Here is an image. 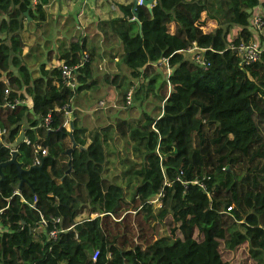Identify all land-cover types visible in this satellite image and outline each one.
Wrapping results in <instances>:
<instances>
[{
	"label": "trees",
	"instance_id": "trees-1",
	"mask_svg": "<svg viewBox=\"0 0 264 264\" xmlns=\"http://www.w3.org/2000/svg\"><path fill=\"white\" fill-rule=\"evenodd\" d=\"M33 1L0 0V129L8 131L0 165L17 151L27 171L37 146L48 154L42 171L20 178L9 166L0 175V264H264V28L254 20L264 0H155L151 11L143 3L134 10L132 0L120 6L122 17L102 22L103 48L96 34L61 54L79 67L76 90L58 67L32 71L26 63V25L41 27L52 0ZM251 43L263 52L248 64L238 48ZM194 44L206 49L208 69L184 54ZM109 50L142 83L131 90L129 81L117 95L127 108L133 97L148 105L161 77L156 64L168 59L172 72L155 92L158 115L153 109L135 120L117 117L115 126L83 123L77 95L97 84L92 61ZM7 82L9 99L30 98L32 109L4 107ZM116 138L126 144V159L115 162L130 164L121 171L131 176L128 185L108 173ZM53 219L60 220L56 238Z\"/></svg>",
	"mask_w": 264,
	"mask_h": 264
},
{
	"label": "rangeland",
	"instance_id": "rangeland-1",
	"mask_svg": "<svg viewBox=\"0 0 264 264\" xmlns=\"http://www.w3.org/2000/svg\"><path fill=\"white\" fill-rule=\"evenodd\" d=\"M64 1L65 0H63V2L60 4L62 9H64ZM83 3L84 0H74V3L72 2V5H69L74 8L75 16L80 8H83ZM71 7L69 8L71 9ZM49 9L51 10V12H53L56 9H59V6L57 4L54 6L52 5L48 8V10ZM66 9L70 11V9ZM260 15L264 17V12H261ZM73 20L74 18H72L69 25L64 28L56 27L55 24H51L50 22L45 25L44 28L41 27L38 29L36 24H33L34 22L32 20L27 23L26 31L24 33V37L27 43V51L25 50V55L29 54V57H27L26 59V63L32 71H39L42 64H45L49 68L59 67V55H57L56 53L57 51H59V48H67L71 46L72 43H75L78 40L80 41L82 39L84 33L83 31H80V33H78L79 31L77 30L75 24L72 22ZM214 28L215 26H211L208 30H214ZM60 29L69 31V33L59 32ZM95 33L96 32L92 30V36H94ZM235 33L236 30L231 33V37L235 36ZM263 33L264 31L262 33L259 31L258 35L262 36ZM96 41H100L98 44L101 46V48H103L100 34L99 37L96 38ZM43 54L45 56H48L47 62H45L46 59H42L44 57ZM113 54H116V52H113ZM118 56L119 55H117V57ZM92 63V75L94 80L97 81V84L91 89L82 90L79 95H77V99L79 100V102L74 104V108L83 112L81 113L83 123H86L87 127L90 128L96 126V123L94 121L95 118L97 120L115 126L117 124V117L118 120H135L141 117L143 111L151 112L154 109L152 111L153 115H158V113L161 112L160 108L162 105L156 98L155 92L159 91V88L162 87L164 81H166V79L169 77L172 70L167 69L166 67L158 68V72L161 77H158L154 86V91L151 92L150 96L148 97L147 103L149 106L146 104L144 108L141 107V103L139 101L137 102L133 97L132 105L127 108L128 106L126 104L122 105L118 102L121 97L117 95L119 94V92H124L127 90L130 83L129 81H133L134 84L131 90L135 89L137 83L138 86H140L142 84L141 81L135 80L130 75L129 69L122 64L121 59H112L111 50L106 53V56L102 55V51H98ZM115 75H119L120 80H118V87L120 86V89L116 85L117 82L114 78ZM35 76L37 75L35 74ZM101 101L104 102L106 107L109 109L104 110L100 108L99 103ZM118 112H122V114L119 115ZM86 117L87 119L85 120ZM125 145V142L120 138H116L114 139V142L110 143L109 149L114 154L111 156L112 165H110L108 173L113 177L123 176L121 171L123 169L128 170V166H130V164L128 163L121 166L120 163L115 162V159H126L127 155L123 151ZM130 159H133L132 155H130ZM120 166L122 167L121 169ZM123 177L124 179L118 181H121L124 185H128L131 176H126L124 174ZM134 182H136L135 179ZM128 194L131 196L132 190L130 191L129 189ZM153 201L155 202V204H158L157 197L153 198ZM134 214V216H137V212ZM139 220L141 221V224H145L144 220ZM130 221L133 222L134 218H130ZM161 232L162 234L166 233L164 229H162ZM133 233L136 232L134 231Z\"/></svg>",
	"mask_w": 264,
	"mask_h": 264
},
{
	"label": "built area",
	"instance_id": "built-area-1",
	"mask_svg": "<svg viewBox=\"0 0 264 264\" xmlns=\"http://www.w3.org/2000/svg\"><path fill=\"white\" fill-rule=\"evenodd\" d=\"M141 3L142 1H139V4ZM33 4H37V0H34ZM134 20L136 19L134 18ZM254 20H255V24L258 25L259 28H262V29L264 28L263 17L260 14L255 16ZM205 52H206V49L199 48L197 44H194V46L188 51H185L184 54L188 56V58L190 57L191 59H194L196 63L199 64L201 67L208 69L211 66V64L208 60L204 58ZM262 52L263 50L258 43H251L248 45L240 46L238 48L239 56L243 59L245 63H248V64L255 63L258 60ZM87 59H88V55L84 57L85 61H87ZM156 66L159 68L166 67L167 69H170L169 64H168V59H163L162 61L157 63ZM58 68L61 72V77L66 87L69 88L70 90H76L78 86L80 85L76 77V73L79 67L70 66L63 60L61 61ZM6 85L7 87L4 92V101H5L4 107L9 108L11 110H15L16 108L20 106H27L31 109L33 108L32 100L30 98L28 99L27 97L25 99L15 98L13 101H11L9 98L11 96L12 86L9 84V82H7ZM130 103H131V94H129V97H128V104ZM67 117L68 118L66 122L64 123L65 128H69V124L71 121L70 112L67 113ZM51 121H52V117L48 116V118H46V124L47 125L51 124ZM7 134H8L7 130L0 129V149L8 146ZM25 143L27 144L28 141H25ZM47 154H48L47 150L43 149L41 146H37L35 149V157H34L33 166L35 167L42 166V161H43L42 158L47 156ZM15 194L21 196L19 189L15 190ZM22 201L26 202V200L23 197H22ZM157 202L158 204H155L153 200L151 201L152 204H154L156 207H159L160 206L159 197H157ZM231 209L232 207L229 208V210ZM96 217L97 215H94V214L92 215V218H96ZM59 222H60L59 219H53L54 228H53V231L50 233V236L52 238H56L58 236V229L56 225L59 224ZM97 258H98V254L94 257V260H96Z\"/></svg>",
	"mask_w": 264,
	"mask_h": 264
},
{
	"label": "crops",
	"instance_id": "crops-1",
	"mask_svg": "<svg viewBox=\"0 0 264 264\" xmlns=\"http://www.w3.org/2000/svg\"><path fill=\"white\" fill-rule=\"evenodd\" d=\"M71 1L74 3V0H65L63 4L64 9H62L60 4L63 2V0H52L51 3L48 6H46L47 9L46 7L44 8L46 11L47 19L45 22L42 23L41 27L44 28L45 25L51 22V24L52 23L55 24L56 27L64 28L68 26L70 20L74 18L72 22L75 24L77 30L79 31L78 33H80V31H83L84 36L82 38L88 36L89 41H91L96 34H102L103 32V29L101 28L102 22L103 23L107 22L112 17H122L123 13L120 10V6H126L130 4L132 0H84L83 8H80L76 16L74 15L75 13L74 8L69 6L72 5ZM56 4L59 6V9H56L53 12H51L50 9L48 10L50 6L52 5L54 6ZM69 7H71V9ZM66 8L70 9V11H68ZM33 24H36L38 29L41 28L38 26L39 25L38 22H34ZM92 30L96 32L94 36H92L91 34ZM59 32L69 33V31L63 29H60ZM75 43H72L71 46ZM69 47L59 48V51L56 52L57 55H59V65L61 63L60 61L61 54L64 51H66V49H68ZM42 59H46L45 62H47L48 56L44 55ZM54 68L57 67L49 68L48 66H46V70H53Z\"/></svg>",
	"mask_w": 264,
	"mask_h": 264
},
{
	"label": "water",
	"instance_id": "water-1",
	"mask_svg": "<svg viewBox=\"0 0 264 264\" xmlns=\"http://www.w3.org/2000/svg\"><path fill=\"white\" fill-rule=\"evenodd\" d=\"M155 2V0H144L142 3L151 11L152 10V5L153 3ZM139 5V1L138 0H135L134 1V10L136 9V7ZM24 140V135L22 134L20 136V138L17 140V142L14 144L13 148L17 147V145L19 143H21L22 141ZM76 147V145H74V148ZM72 153H73V149H70L68 150L67 152H65V155L69 156L70 158L72 157ZM17 151H14L13 153V157L12 159L9 161V162H6V163H3L0 165V175L3 179V169L9 167V166H16L18 172H19V177L20 178H23V174L24 173H27V174H30L33 170H39V171H42V167H35L33 166L31 169L29 170H24L21 166V164L18 163L17 161ZM72 172V161H70L69 163V170L67 172L68 175H70ZM22 184H23V181H22Z\"/></svg>",
	"mask_w": 264,
	"mask_h": 264
}]
</instances>
